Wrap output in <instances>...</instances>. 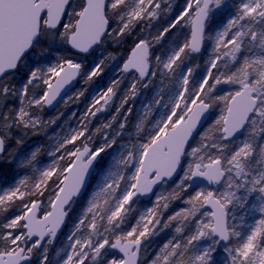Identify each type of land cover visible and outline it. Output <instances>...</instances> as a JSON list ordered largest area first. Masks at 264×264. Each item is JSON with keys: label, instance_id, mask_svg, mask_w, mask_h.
Returning a JSON list of instances; mask_svg holds the SVG:
<instances>
[{"label": "snow or ice", "instance_id": "snow-or-ice-1", "mask_svg": "<svg viewBox=\"0 0 264 264\" xmlns=\"http://www.w3.org/2000/svg\"><path fill=\"white\" fill-rule=\"evenodd\" d=\"M221 2L222 0H195L191 41L184 43L178 51L168 57L163 63L164 69L175 71L173 65L179 68L177 62L181 60L185 49H189L193 54L201 52L205 32L211 31L209 6L214 4L218 8ZM153 7L158 9L160 6L154 4V0H131V3L129 0H0V155L7 151V142L13 139L10 133L21 129H35L40 125L38 117L30 109L39 108L44 104L51 105L63 85L83 68L82 62H74L73 59H65L62 63L46 69L37 66L41 57H47L53 45L60 43L70 46L78 55H91L95 48L109 37L115 42H120L123 36L131 34L139 21L145 17L154 18L156 12ZM187 7L192 8V3H188ZM245 18L253 22L257 18L264 21V0H246L241 5L240 15L230 20L224 31L217 32L214 37H208L214 39L213 51L217 54L210 59L206 74L198 86L189 90L187 86L192 70L185 68L182 77L184 87L178 93L170 113L159 122L146 142L137 146V150L129 151L126 157L119 161L125 168L131 165L134 170L125 188L117 196L120 182L124 181L125 177L112 172L105 176L104 185L93 194L84 217L78 220L75 231L69 236L70 240L75 239L71 245V254L67 255L63 264H85L89 258L93 262L101 258L102 264H137L141 238L151 234L150 224L160 223L158 208L148 209L147 213L136 221L135 226L127 232H121L120 227L126 219L125 205H129L133 197L152 193L154 185L167 183L178 170H182V176L172 194L173 199H179L181 192L187 193L192 189L197 179L210 185L223 183L226 190L218 194L214 190L198 187L194 194H189L186 202L190 207L170 216L169 221L178 217L185 221L192 218L197 221L195 233L188 238L183 250L179 243L169 241L164 244L150 264H185L184 252L194 241L205 237L211 238L208 245L199 250L197 255L190 257L189 264H212L216 245L227 242L232 237L241 236V232L228 222L229 205L236 201L243 206V201L233 189L246 188L249 193L258 191L261 194L259 211L264 214V169L251 180L248 178V158L253 154L252 138L257 133H264V30L259 33V53L240 58L238 54L242 52L244 38L250 36V43L258 39L256 31L240 23ZM234 27H237V31L229 37V31ZM168 31V28L164 29V32ZM45 45L47 47H44ZM229 45V51L220 52L222 46L227 48ZM149 48L148 40L139 39L135 42L131 56L123 64V71L134 70L139 73L140 78L155 75L160 60L155 57L156 64L152 65L153 71L149 72ZM247 52H252V48H247ZM31 55L37 56L36 64L28 63V57ZM223 57H228L223 67L228 69L229 64H232V70H219L218 62ZM99 67L100 65L94 62L93 68L86 70L84 76L90 80L92 76L99 74ZM213 69L217 70V74H213ZM61 73L63 76L53 85L52 77H59ZM16 75L23 77L19 88L10 82V78H15ZM41 85L43 89L37 93L36 89ZM219 85H231L235 90L216 95ZM135 87V84L131 85L133 95ZM185 93L188 94L187 99ZM112 95L113 88L109 87L101 99L107 104ZM13 100H19V106L15 109L10 107ZM99 102L95 101L96 104ZM221 102L224 105L222 114L214 121L218 133L216 140L211 144L202 143L200 146L190 144V139H194V133H197L201 118ZM100 110L96 108V111ZM89 114L95 115V112L90 109ZM257 121L261 125L260 128H257ZM246 125L251 129L249 139L240 140L231 155L224 156V151L229 146L225 142L233 140L242 131L247 132ZM120 127L123 129L124 124ZM81 136H84L85 140L89 139L84 131L77 132L61 143L57 151L73 144ZM201 139H207V136ZM115 143L113 139L95 149H90L87 144H84L83 150L75 147L66 153L68 166L58 174L55 166L44 171L40 181L34 184L33 191L24 192L17 186L0 195V206L12 202L17 196L21 202L20 214L0 224V264H30L33 249L40 246V241H43L46 235L56 236L57 229L71 211L69 202L72 197L83 194L82 189L87 191L86 182L90 178V169L94 163L101 162V154ZM210 148L217 149L219 154L211 156ZM37 151L31 153V158L26 161L28 164L36 159ZM260 156L264 162V148H261ZM188 157L194 159L188 162ZM205 159L208 163H204ZM14 162V159L8 161ZM54 174H57L59 184L63 187L58 184L54 190L55 200L50 201L53 211L44 214L42 220L37 219L36 212L42 202L35 199L27 201L25 196H42V187ZM249 184L250 188L247 187ZM20 185H25V181L21 180ZM101 196L114 200V203L107 207L110 214L106 217L102 213H105L109 199L101 203ZM162 199L168 198L157 197L156 204L167 209V202L160 204ZM205 206L212 209L210 212L201 213L202 216L209 217L208 222L197 217V213ZM105 218L108 227L104 228V232L107 235L94 239L99 235L97 219ZM164 227H168V224ZM82 228L90 230L89 234L87 237L78 238L77 233ZM181 230L179 227L176 229L177 232ZM33 237L38 239L33 241ZM51 242L49 239L48 243ZM110 249L118 250L123 255L108 256ZM225 251L231 258V264H264V218L257 221L242 242L233 247H226ZM177 256L180 257L179 260L176 259ZM41 259L47 261V255H43Z\"/></svg>", "mask_w": 264, "mask_h": 264}, {"label": "trees", "instance_id": "trees-1", "mask_svg": "<svg viewBox=\"0 0 264 264\" xmlns=\"http://www.w3.org/2000/svg\"><path fill=\"white\" fill-rule=\"evenodd\" d=\"M188 0H180L181 5L185 4ZM229 1V4L225 6L222 14H219V18L213 19L210 18L211 21V31L206 30V44L205 48L201 53H195L191 55L189 49L185 50L183 54V58L181 61L183 63H187L192 67V74L189 78L188 88L191 90L194 86H198L199 81L203 77L205 71L208 68V62L205 60V56L207 55V50H209V42L210 39L208 38L211 33L215 30L217 25L219 26L220 22H225L227 17L231 13H235L238 16L240 15V7H239V0H223ZM178 8L174 9L172 14L165 13L163 16L164 21L163 24H156L154 20H151L149 25L145 20H141L137 28L131 32L130 35H125L121 38L120 42L113 41L110 37L106 39L102 46L92 55V56H82L74 53L69 46L62 45L57 43L52 46L50 53L47 55L46 58L41 57L40 62L46 61L52 58L59 57L60 60L65 59H74L79 62H83L84 71L82 74V78L79 81L78 86L74 89L72 94L67 98V100L55 111L48 110L44 105L39 108L30 109V111L34 112L35 115L38 117L39 121L41 122L38 127L35 129H21L19 131H13L10 135L13 139L9 140L7 143L9 147L7 151L0 155V185L5 186L12 183L16 178V165L18 159L30 151L34 150L35 148H39V153L42 157H46V153L48 148L53 143L54 139L58 135H64L65 132V124L68 123L70 125H74L78 127L80 131L85 132V136H88L89 139L85 140L84 136L79 137L73 144H68L65 148L61 149L57 152L58 156L63 157L59 160V169L57 174L62 171L65 167L69 164V159L66 155L67 151L71 150L73 146H78L79 148H83L84 144H90L93 149L102 147L106 143H110L112 139L111 132H109V127L106 125H110V129L115 131H122L126 134H134L133 132L135 129L136 124V106L137 100L133 101V92L131 89L132 82L131 79L135 76L134 80L137 82L135 85V89H139V92L151 94L152 89L155 88L156 83L158 81V77L160 75L161 69L159 68L156 71V76L152 78L151 84L149 85V89L146 90L142 88V84H144L145 80L141 79L139 76L135 74H129L122 71V63L128 58L130 51L133 49L135 42L139 39H147L152 41V61L155 59L157 54L159 53H166L170 46V39L174 37L176 33L175 29H170L168 32H164V29L169 25L170 21L174 19L177 14ZM171 15V16H169ZM169 16V17H168ZM168 17V18H167ZM248 22V21H247ZM145 31H149L150 36H145ZM186 36V37H185ZM183 38H187L188 35H185ZM157 37L159 39L157 40ZM153 38V39H152ZM189 41V39H187ZM44 47H47L45 45ZM231 46L228 48L222 47L220 52L229 51ZM247 48H252L250 43H244V49L238 56L242 58L244 55L252 56L254 53V49L252 48V52H247ZM101 50V51H100ZM103 52V53H102ZM217 54V53H216ZM215 54V55H216ZM191 55V56H190ZM100 56H105L103 63L98 69V75L92 76L90 80H88L84 76V72L89 70L92 63L98 59ZM114 57L119 59V63L117 64V68L119 67L120 70L118 73L114 74L112 70V63ZM228 61V57H223L221 61L218 62V67L220 71H230L234 67V65L229 64L228 69L223 67V64ZM28 63L30 65L37 63V56L31 55L28 57ZM154 65V64H152ZM213 74H217V70L213 69ZM55 77V76H54ZM23 77L21 75H16L15 78H10V82L15 85L17 88L20 87V82ZM54 79V78H53ZM133 80V79H132ZM155 83V85H153ZM109 87L113 88L114 95L108 101L109 104H105L104 100L102 99L98 104L95 103L93 99V94L97 91H102V93L107 92ZM43 89V85L40 88L36 89V92L39 93ZM235 87L231 85H219L217 86L216 95H223L226 94L228 91H234ZM188 94L185 93V99H187ZM126 101V102H124ZM95 105V106H94ZM122 105V106H121ZM132 105V112L130 113ZM19 106V100H13L10 104V107L15 109ZM181 107H183V102H181ZM223 103L217 104L213 108L212 117L207 125L206 128L195 138L191 144L193 146H200L202 143L211 144L216 140L218 137V133L216 128L214 127V121L217 119L223 110ZM96 108L101 109L100 111H96ZM95 112V115H90L89 110ZM128 111L130 114H128ZM114 119L113 123L111 120ZM125 122L124 128L121 129L120 125L122 122ZM152 120L150 119L148 122H144L140 126V135L137 137L132 136L129 139H125L126 142H134L137 144L139 141L146 142L148 138H150L149 129ZM261 125L259 121H257V128H260ZM251 129L249 128L247 134L244 136L243 139H249V133ZM107 134V135H106ZM207 136V139L202 140L201 138ZM243 139H238L234 142H225L228 143V148L224 151V156H230L231 153L235 150L238 146L239 141ZM17 141H21L22 143H17ZM64 142V141H62ZM253 144V154L248 158V166L249 170L253 171V169L264 166V162L261 161L260 150L264 148V133H257V135L252 138ZM119 146L118 139L116 143L109 147V150L106 148L105 153H102L101 162L98 165L97 169L105 167L109 160V153L114 150V148ZM202 155L204 153H201ZM209 154L211 156L218 155L217 149H209ZM15 160L14 163H8L10 160ZM194 159L192 157H188L187 161L191 162ZM204 163H208V160L205 159ZM186 166V164H185ZM132 169V167H131ZM254 169V171H255ZM57 174H54L47 183L45 190H43L42 196H35V197H28L25 196V200L31 201L32 199L35 200H42L46 207L42 208L41 214L46 213L47 209L49 208L47 205L50 204V201L55 199L56 192L54 191L59 184L57 179ZM66 174V173H65ZM182 176V175H181ZM181 176L175 180L173 183H166L163 185L160 190L158 191L157 195L151 201H144L138 200L132 206L128 207L125 205V212H126V219L123 225L120 227L121 232H127L130 230L132 226H135L136 221L139 220L141 214V209L143 208H158V216L160 218L159 224H150L149 228L151 230V234L145 238H141V241L144 243L143 254L141 264H150V261L155 258L157 254H159V250L163 247L164 244L172 241L173 243H179L181 245V250H183V246L187 243L188 238L195 233V225L196 220L189 218L187 221L183 220L182 218H177L176 220L169 221V217L173 216L179 211H182L185 208H189L190 205L187 204V197L189 194H194L198 188L189 189L187 193L181 192L179 199H173L172 194L176 189V185L179 183V179ZM250 176V175H249ZM93 178L90 189L92 187ZM34 178V174H30L27 182L31 184ZM62 178V177H61ZM61 187L62 184H59ZM208 189L207 186H202ZM89 189V191H90ZM34 189L29 188L28 191H33ZM225 191L224 184L219 186L217 193ZM87 196V195H86ZM86 196L80 200L76 201L72 208H75L81 201L86 199ZM157 197H166L167 200H161L160 204L168 203V208L164 209L161 206L156 204ZM109 199V205L105 206L106 211L107 207H110L114 200H111L109 197L101 196L99 198L100 202L103 203V200ZM20 207L21 202L19 198H14L12 202H6L4 205L0 206V224H3L13 218L16 215L20 214ZM5 209H7L5 211ZM105 211V213H106ZM208 212V210L204 208L201 209L199 213H197V217L203 219L205 222L209 220V217L202 216L201 213ZM74 213V212H73ZM104 213V214H105ZM106 219V218H105ZM88 221H85L87 224ZM71 223V220H70ZM70 223L68 226H70ZM165 224H168V227H164ZM99 229V234L107 235L104 232V228L108 227L103 221L102 225L97 224ZM181 228L180 232H177V228ZM67 231V229H66ZM65 231V233H66ZM89 233L90 230H85L82 228L81 232ZM112 237H110L111 239ZM207 239V240H206ZM202 238L200 241H194L192 245L188 247V250L184 252L183 260L185 264H189V258L194 257L196 252L211 238L206 237ZM241 237L233 238L231 244L224 247H233L240 243ZM221 246V243L219 244ZM221 251V250H220ZM35 253L37 257L42 253V246L35 248ZM222 253V251H221ZM116 254V252L108 251L107 255ZM227 255L228 264H231V258L228 253ZM177 260L180 259L179 256L176 257ZM224 261V260H223ZM217 263V262H216ZM223 262L217 263L222 264ZM102 264V260L100 258V263Z\"/></svg>", "mask_w": 264, "mask_h": 264}, {"label": "rangeland", "instance_id": "rangeland-1", "mask_svg": "<svg viewBox=\"0 0 264 264\" xmlns=\"http://www.w3.org/2000/svg\"><path fill=\"white\" fill-rule=\"evenodd\" d=\"M129 2L131 3V0H129ZM244 2H246V0H239V7L240 8ZM188 3H192V8L187 7ZM154 4H159V6H160L158 9L153 7V10L156 12V16L154 18L145 17L143 19L149 25H151V23H150L151 20H154L156 22V24H163V21H164L163 16L165 15V13L172 14L174 12V9L178 8V11H177L178 15L174 19H172L170 21L169 25L166 27L168 29L176 28L175 29L176 33L174 34V37L172 39H170L171 44L169 46V49L167 50L166 53L157 54L156 57H159L160 64L155 69V75H150L147 78L143 79V80H145V82H144V84H142V88H145L146 90H148L149 85L151 84L152 78L156 76V71L160 68L161 72H160V75L158 77V81L156 83V86L154 89H152L151 94H148V91H146V93L145 92L142 93V92H139V89H137V88L135 89V94L132 96L133 101L137 100V106H136V117L137 118H136V124H135L136 130L133 132L134 134L128 135V134L124 133L123 130L122 131H115V133H113V130L110 129L111 126L109 127L108 133L111 132V135H112L111 141L113 139H115V141L118 139L119 146L114 148V150L109 153L110 157H109V160H108L107 164L105 165V167L97 170V172L95 174V176H96L95 180L93 181L92 187H91L89 193L87 194L86 199L84 201H81L78 205H76L75 208L71 207V211H70L71 223H70V226L67 229L66 233H64V235L62 236L61 240L55 245H50L51 243H48V241L42 245L43 255H45V254L47 255V264H63V261L66 259L67 255L71 254V251H72L71 245L73 244L75 238H73V240H70L69 236L72 234V232L75 231V226H76L78 220H80L84 217L86 209L89 206V201L92 199L93 194L98 192L100 190V188L104 185L105 176H107L109 172L116 173L118 176L123 175L125 177L124 181L120 182V188L117 190V196L120 195V192L125 188V185L128 182L130 176L133 174L134 170L131 169V165H129V167L125 168V166L120 164L119 161L122 158L126 157V155L129 151L137 150V146L144 143V141H141V142L139 141L137 144H135L134 142H126L125 139L127 138L130 140V138L132 136L136 137V134L138 137L140 135V126L144 122H148L150 119L152 120V123L150 125L149 134L152 135L154 133V130L158 126L159 122L162 121V119H164L170 113V110L172 109L173 104L175 103V101L178 97V93L184 87L182 77L184 75L185 68H190L192 70V67H190V65H188L187 63H183L181 60L177 62L180 65L179 68H177L176 65H173V69H175V71L164 69L163 63L166 62L168 57L171 56L175 51H178L179 48L181 46H183L184 43H190V41H191L190 27L192 26L191 20H193L195 18V12H194L195 0H188L185 4H182V5L180 3V0H154ZM228 4H229V1H223V0L221 2L220 7H218V8L215 7V5L213 4L212 8H211V12H210V18H213V19L219 18V14L223 13L225 6H227ZM169 16H171V15H169ZM237 17H238L237 14L231 13L227 17L225 22H220L219 26L217 25V27L211 33L210 36L214 37L217 32L224 31L227 28L229 21L236 19ZM177 21H179L180 23ZM140 22L141 21H139L136 24L133 31L137 28V25H139ZM240 23L243 25H246L247 28H250V29L256 31L258 34L257 41L251 42V43H250V36H246L244 38V41L242 44V50L244 49V43H246V44L250 43L251 47L254 49V53L252 55L258 54L259 53V47H258V45H259V33L261 30H264V21H261V20H259V18H257V20L253 22V21H250L248 18H245V20L241 21ZM172 25H175V26L172 27ZM237 27H234L229 31V37L235 31H237ZM188 32L190 33V38L188 36L187 38L184 39L183 37L185 35H188ZM144 33H145V36H150L149 31H145ZM187 39H189V41ZM145 40H147V39H145ZM206 40H207V38H206ZM148 41H150L151 45L153 44L151 39ZM209 46H210L209 47L210 49L207 50V52H206L207 55L205 56V60H206V62H208V68L210 66V59L214 58V56L216 54L213 51L214 46H215L214 39H210ZM229 46H231V45H229ZM183 54L184 53L181 54V58H183ZM191 55H193V53H191ZM104 58H105V56H100L94 62L98 63L101 66V64L104 61ZM63 61L64 60H60L59 57H56V58H52V59H49L46 61H42L37 66L41 67V69H46L47 67H50V66L58 64V63H62ZM74 62H79V61L74 60ZM93 63L91 65V67L89 68V70H91L93 68ZM118 63H119V59L114 57L113 63H112V70H113L114 74L118 73V71L120 70L119 67L118 68L116 67ZM152 64H156L155 59L152 61ZM151 71H153V68L151 69ZM206 71H205L204 75L206 74ZM192 72H193V70H192ZM53 78L54 77H52L51 82H52ZM134 78H135V76L132 77L133 80L131 79V81H133L132 84L137 83L134 80ZM189 78H190V76H189ZM153 85H155V83H153ZM102 94H103L102 91L95 92L93 94V99L95 101H97V100L101 101L102 100L101 99ZM65 101H63V103ZM107 104H109V102ZM131 112H132V105H131L130 113ZM130 113L128 111V114H130ZM113 121H114V119L111 120L112 123H113ZM121 124L125 125V122L123 121ZM65 129H66L65 130L66 133L64 135H58L56 137V139H54L53 143L48 148V151L46 153V157H42L40 155L39 148L37 147L34 150L30 151L28 154H26V155H24L18 159V162L16 165V171H17L16 172V178L9 185H5V186L0 185V195H2L5 191H9L13 188H16L17 186L20 187L21 191L29 192L28 191L29 188L34 189L33 188L34 184L38 183L40 181L41 174L44 171L50 169L53 166H55L56 172L58 170H60L59 169V160L61 159V156L57 155V152H58L57 147L61 143H63L62 141H65L66 139H69L72 135H74L75 133L80 132V129L78 127H75L74 125H70L69 123L67 125L65 124ZM243 138L244 137H242L240 139H243ZM75 147H78V146H73L71 148V150H74ZM37 149H38V151H37ZM107 149L109 150V148H107ZM33 151H37L36 159L33 160L31 164H28L26 161L31 158V153ZM254 169H253V171H250V176L248 177L249 180H251L253 178V176H255L259 171L264 169V166L260 167L259 169L256 168L255 171H254ZM30 174H34V178L31 182V184H29L27 182V179L29 178ZM21 180L25 181V185H20ZM48 180H47L46 184L42 187V191L45 190L47 183H48ZM247 187L250 188L251 185L249 184ZM233 191H236L237 196L241 198V200L243 201V206H241V204L236 202V201H233V203L231 205H229L230 225L235 226L236 230L241 232L240 242H242L246 238V236L250 234L251 229L256 225L257 221L260 220L261 218H264V214H261L259 211V205L261 203V200L259 198L261 197V194L258 191L249 193L246 190V188L233 189ZM16 198H18V196ZM54 200L55 199H53L52 201H54ZM47 206L49 208L46 211L50 212L51 205L48 204ZM43 207H46V206L43 205ZM147 210H148V208L141 209L140 210L141 214L142 215L146 214ZM41 211H42V209H41ZM46 213H44V214H46ZM44 214H42V215H44ZM107 214H110V213H108L107 211L105 214L102 213V215H105V217ZM90 216H91V214H89V217ZM103 221L104 220L97 219V224L102 225ZM105 223L107 224L106 219H105ZM88 234L89 233H86V231H85V233L80 231L79 233H77V237L78 238L87 237ZM101 234L95 236L94 239L101 238V236H102ZM233 238L237 239V237H233ZM205 239H206V237H205ZM208 243H209V241L206 242L199 250H201L203 247H206L208 245ZM224 246L225 245H223V244H221V246L216 245V251L213 253L212 264H217L220 262H223L222 264H228V260L226 258L227 255L225 254V253H227L225 251L226 247H224ZM45 249H46V253H45ZM220 250L222 251V253ZM111 251H113V250H111ZM198 252L199 251H197L195 255H197ZM102 253H103V250H102ZM49 254H50V257H49ZM90 256H91V254H90ZM109 256H111V255H109ZM42 262H44V261L42 260ZM99 263H100V258H97L96 262H93L90 258H89V260L85 261V264H99Z\"/></svg>", "mask_w": 264, "mask_h": 264}, {"label": "water", "instance_id": "water-1", "mask_svg": "<svg viewBox=\"0 0 264 264\" xmlns=\"http://www.w3.org/2000/svg\"><path fill=\"white\" fill-rule=\"evenodd\" d=\"M210 9H211V7H212V4H210ZM209 16H210V12H209ZM192 31H193V25H192ZM204 43H205V39L202 41V44H201V51L203 50V48H204ZM71 48V47H70ZM98 48V47H97ZM97 48H95V50L97 49ZM73 52H75V53H77L75 50H73V49H71ZM94 50V51H95ZM94 51L91 53V55L94 53ZM131 54H132V50H131V52H130V54H129V56H128V58L131 56ZM149 55H150V57H151V48H149ZM88 56H90V55H88ZM128 58H127V60H128ZM127 60L125 61V63L127 62ZM65 67H67V66H65ZM150 69H151V65H150V62H149V72H150ZM82 70H83V68H82ZM82 70H81V72L80 73H78L73 79H71V80H69L68 81V83H66V84H64L63 85V87L60 89V92H59V95L56 97V99L55 100H53V102H52V104L51 105H48V104H45V107L47 108V109H49V110H55V109H57L59 106H60V104L66 99V97L72 92V90L78 85V82H79V80H80V78H81V74H82ZM127 73H136V74H138L139 75V73L138 72H136V71H134V70H131V71H129V72H127ZM63 76V73H61V76H59V77H56L55 78V80L52 82V84L53 85H55L56 84V82H57V80H59V79H61V77ZM147 76H145L144 78H146ZM211 115H212V109L210 110V112H208V113H206L202 118H201V123L198 125V127H197V133H194V139L199 135V133L208 125V122H209V120H210V118H211ZM249 128V126L248 125H246V129H248ZM246 132L245 131H242L241 133H238L237 134V136L235 137V138H233V140H231V141H227V142H233V141H235L236 139H238V138H241L244 134H245ZM194 139H190V141H189V143L191 144V142L194 140ZM87 146L90 148V149H92V147L89 145V144H87ZM83 150V149H82ZM102 155V154H101ZM182 163H184V162H182ZM97 165L98 164H95L94 163V166L90 169V178L87 180V191H85V190H83L82 189V193L83 194H78V195H76V196H73L72 197V200L69 202L70 203V205H72L73 204V202L75 201V200H79V199H81L87 192H88V189H89V186H90V183H91V180H92V178H93V176H94V174H95V171H96V167H97ZM181 173H182V170H178V172H177V174H175L174 175V177L171 179V180H169L167 183H173L180 175H181ZM165 183L164 182H161V183H159V184H157V185H154L153 186V191H152V193H150V194H148V195H145V196H140V195H138V196H136V197H133V200L132 201H130V203H129V205H127L128 207H130V206H132L137 200H139V199H142V200H144V201H150V200H152L153 198H154V196L157 194V192H158V190L164 185ZM201 185H207L209 188H210V190H214V191H216V188L219 186V185H210V184H207V182H205V181H202V180H200V179H197L195 182H194V188H196V187H199V186H201ZM62 187H63V185H62ZM60 195H63V193H60ZM40 202H42V201H40ZM43 205V202L41 203V205H40V208H39V210L36 212V218L37 219H43V217H40L39 216V214H40V210H41V206ZM205 208L207 209V210H209V211H212V209H211V207L210 206H205ZM65 209L67 210V206H65ZM51 211H53V209L51 208ZM50 211V212H51ZM51 219V218H50ZM69 219H70V214H69V212H68V216H66L65 217V220H64V223L57 229V231H56V236L55 237H52V243L53 244H55V243H57L59 240H60V238H61V236H62V234L64 233V231H65V229H66V227H67V224H68V222H69ZM228 222H229V224H230V213H229V220H228ZM48 226H50V225H48ZM48 237L49 236H45V238H44V240L43 241H40V243L42 244V243H44L47 239H48ZM33 239V241H35L36 239H38V237H33L32 238ZM231 241H232V238L229 240V241H227V242H221L222 244H225V245H229L230 243H231ZM143 246H144V244H143V242H141V246H140V254H139V259H138V262H137V264H140V262H141V255H142V250H143ZM116 252H117V254L119 255V256H122L123 254L122 253H119L118 252V250H115Z\"/></svg>", "mask_w": 264, "mask_h": 264}, {"label": "flooded vegetation", "instance_id": "flooded-vegetation-1", "mask_svg": "<svg viewBox=\"0 0 264 264\" xmlns=\"http://www.w3.org/2000/svg\"><path fill=\"white\" fill-rule=\"evenodd\" d=\"M180 23V22H179ZM178 25V24H177ZM173 29V28H172ZM170 30V29H169ZM190 31H191V27H190ZM152 45L150 44V48H151V59H150V62H151V64H152ZM83 69H84V67H83ZM51 239V238H50ZM49 240V239H48ZM47 240V241H48ZM52 240V239H51ZM46 241V242H47ZM31 243V242H30ZM43 245V244H42ZM41 244H40V246H42ZM50 245H55V244H53L52 242H51V244ZM30 246V245H29ZM43 256V250H42V253H41V255L40 256H38L37 257V254L35 253V248L33 249V252H32V254H31V258H30V264H47V261H44V262H42V259H41V257ZM49 257H50V254H49Z\"/></svg>", "mask_w": 264, "mask_h": 264}, {"label": "bare ground", "instance_id": "bare-ground-1", "mask_svg": "<svg viewBox=\"0 0 264 264\" xmlns=\"http://www.w3.org/2000/svg\"><path fill=\"white\" fill-rule=\"evenodd\" d=\"M212 114H213V109H212ZM233 238V237H232Z\"/></svg>", "mask_w": 264, "mask_h": 264}]
</instances>
